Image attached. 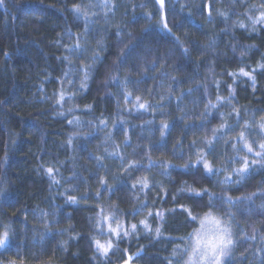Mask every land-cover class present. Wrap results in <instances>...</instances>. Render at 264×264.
<instances>
[{"label": "trees", "instance_id": "1", "mask_svg": "<svg viewBox=\"0 0 264 264\" xmlns=\"http://www.w3.org/2000/svg\"><path fill=\"white\" fill-rule=\"evenodd\" d=\"M100 2L4 0L0 5V232L5 227L11 232L0 264H122L128 256L131 264H167L173 249L188 247L198 228L184 208L193 215L208 211L206 196L181 192L186 185L233 198L231 207L217 199L213 209L225 219L231 211L249 237L237 245L233 264H264V165H253L234 182L230 169L240 167L242 157L250 164L260 159L234 139L243 127L234 115L227 117L237 126L227 141H216L213 148L203 144L221 123L220 113L232 109L224 104L206 111V106L216 102L217 92L227 97L229 85L243 119L264 116V69L259 67L264 25L253 31L247 19L264 0H164L163 7L158 0H112L115 8L107 16L90 7L87 23L73 11L76 4ZM165 20L171 32L163 27ZM69 32L80 35L82 54L68 51L75 43ZM94 51L100 55L93 64ZM66 56H72L71 65ZM82 64L91 65L86 88L78 87L82 73L72 71L71 90L77 94L61 108L54 93L64 73ZM242 67L256 70L255 85L229 75ZM63 87L70 88L67 82ZM136 97L149 105L147 110L137 108ZM162 122L167 130H161ZM200 148L222 171L209 175L194 164ZM190 158L193 166L185 169ZM131 162L136 166L128 168ZM165 163L170 166L161 167ZM50 167L58 170L59 183L47 174ZM226 175L232 180L223 183ZM145 176L153 187H132ZM102 181L107 182L103 187ZM68 195L78 202L69 203ZM100 207L115 212L129 231L131 224L138 225L135 233L116 241L115 254L107 258L93 244V237L104 242L110 235L106 225L96 226ZM144 219L153 229L161 226L160 239L145 232L139 223Z\"/></svg>", "mask_w": 264, "mask_h": 264}, {"label": "snow or ice", "instance_id": "2", "mask_svg": "<svg viewBox=\"0 0 264 264\" xmlns=\"http://www.w3.org/2000/svg\"><path fill=\"white\" fill-rule=\"evenodd\" d=\"M3 3L4 0H0V5H2ZM158 3L161 5V7H163L164 0H158ZM95 6H98L103 9L105 11V16H107V12L109 9L115 8V4L112 2V0H101L98 5L89 4L87 6H84L81 4H76L73 6V11L77 17L84 19L87 23L90 15L88 9L90 7ZM256 7V5L252 6V8ZM252 8H250L249 11H251ZM258 8L260 10L256 15L247 17L253 31L256 30L257 25H264V2L259 4ZM91 15L95 16L96 13L92 12ZM209 15H211V6H209ZM220 15L223 16L224 13L221 12ZM162 23L163 27L168 29L169 32H171V29L168 28L167 21L165 20ZM237 26L241 28H246L248 25L243 22H237ZM85 32H87V27L85 28ZM69 35L70 37H73L75 39V43L71 46V48L68 49V51L73 55L82 54L85 51V48L81 43L80 35L71 32H69ZM84 40L85 42L87 41V36L84 37ZM100 43L102 42H98V44ZM185 51H187V49ZM99 55V51L93 52L91 57L93 64L99 58ZM63 59L68 61L69 65H71L72 56L63 57ZM259 67L261 69H264V64L259 65ZM90 68L91 65L82 64L80 68L70 70L69 72L64 73L65 80L60 81L61 87L57 90L56 93H54L56 97L55 103L57 105L63 108L66 103L74 101L75 99L77 92L71 90L72 79L70 77L72 75V71L82 73L83 78L79 80L78 87L79 89H85L86 82L89 77ZM255 71V69L248 71L242 67L239 69L238 73H229V75H232L234 77L236 75L247 77L252 80L253 85H255ZM113 79L115 78L113 77ZM65 82H67L70 86L69 90L67 91L63 87ZM228 88L229 92L227 97L222 96L219 94V92H217V95L215 97L216 102L213 103L211 100H209L208 105L206 106V111L215 110L223 106L224 104L232 105V109L227 114L220 113L221 123L218 127L212 128L210 138L208 136H205L203 138V144L205 148H213L214 142L219 140L227 141L229 133L231 131H234L237 127L236 125L229 124L227 121V117L234 115L238 122H242L243 127L238 131L234 139L239 141L241 147L246 149L248 153H252L254 156L259 157L260 159L252 161V163L250 164L248 157L244 156L241 158L242 164L240 167L230 169L231 174L237 177L234 182L239 183L240 180L243 179L245 175L249 172L250 168L253 165H264V116H261L259 121H249L247 119H243L239 109H237L233 104V99L235 97V88L231 85H229ZM218 89L219 84L217 83V90ZM130 95L131 93L126 94L125 102H127V97ZM136 106L138 109L145 110H147L149 107L147 103L140 102V97H136ZM67 111L73 112V108H68ZM74 119L77 123H79L78 117H74ZM68 123L72 124L73 120H69ZM101 123L107 125V121L102 120ZM168 127L169 125L166 122H162V131L167 130ZM253 128H255L256 130L254 133L251 131ZM253 134L259 138L256 140L249 139V137ZM68 143L71 144V140H69ZM195 143L196 142L193 141L194 145ZM232 147L234 150H236L235 144H232ZM207 157L208 153L204 151V149H197L194 164L202 165V170L209 175L218 174L220 171H222L221 169H214L211 161L208 160ZM135 166L136 162H131L128 164V168H133ZM169 166L170 165L167 163L161 164V167L163 168H167ZM192 166L193 160L191 158L188 160V162L182 165V167H184L185 169H189ZM46 171L49 177L52 179L53 183H59V180L56 179V176L54 174V171L58 170H54L50 167L47 168ZM125 171H127V169H125ZM223 171L229 170L225 169ZM232 175H226L223 183L231 181ZM106 183V181H102V187ZM137 185H139L140 191H145L154 186L149 182L148 177L146 176L138 179L132 185V187L136 188ZM181 192L193 197L203 198L206 196L208 204L205 205V207L208 209V211L204 212L203 214L193 215L190 209L184 208L183 205L180 206L181 208H184V211L193 221H198L199 228L194 229V231L191 233V240L189 241L188 247L180 249L179 246H177V248L173 249V258L169 259L167 264H233V261L235 259L234 252L237 245L240 243L241 240L248 239L249 237L246 233H241L238 235L236 232H234V228L236 227V225L233 223L235 216L231 211L225 212V216H227V219L222 216L215 215L213 212V209L216 207L215 201L217 199H219L221 204L227 203L229 207H231L234 203L233 198L231 196H225L223 194L219 198H217L216 194L211 192L207 188H197L190 185H186L185 188L181 189ZM97 195H99V193H97ZM165 195H167L166 192ZM251 195L254 196L256 194L253 193ZM173 199H175V197H173ZM248 199H251V196H249ZM67 201L69 203H77L78 198L74 195H68ZM261 208L264 209V204L261 205ZM172 211H174V209ZM152 215V212H148V216ZM155 216L160 217L161 220H163L164 218V214L159 211L155 213ZM139 223L143 225L145 232L153 233L156 239H160V237L163 235L161 231V226H157L155 229H153L152 225L148 222L147 219L141 220ZM113 224L115 226H113ZM103 225H106V230L110 234L109 237L105 239L104 242H101L100 239H96L95 237H93V244L96 248V251L101 256L106 258L109 256V253L115 254V250L118 248V243H116V241L127 237L138 230V225L133 223L130 225L131 231H129L128 227L122 220L119 219L115 212L106 213L105 209L103 207H100L99 213L97 214L96 226L100 227ZM253 231L255 232V229ZM10 237L11 232L7 227H5L3 232H0V248H6L11 243ZM112 237H115V240H113ZM251 238L255 239V235H253ZM262 243H264V239H262ZM136 255L139 256V252ZM132 259L133 258L131 256H128L122 261V264H131ZM11 264H17V262L12 261ZM48 264H51V262L49 261Z\"/></svg>", "mask_w": 264, "mask_h": 264}, {"label": "rangeland", "instance_id": "3", "mask_svg": "<svg viewBox=\"0 0 264 264\" xmlns=\"http://www.w3.org/2000/svg\"><path fill=\"white\" fill-rule=\"evenodd\" d=\"M234 223V222H233ZM235 224V223H234ZM236 225V224H235ZM198 228H199V223H198ZM234 232H236L238 235L241 234L240 229L238 228V226L236 225V227L234 228ZM191 240V237L189 238V241ZM189 241H188V245H189ZM3 248H0V250H2Z\"/></svg>", "mask_w": 264, "mask_h": 264}]
</instances>
